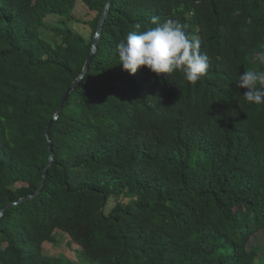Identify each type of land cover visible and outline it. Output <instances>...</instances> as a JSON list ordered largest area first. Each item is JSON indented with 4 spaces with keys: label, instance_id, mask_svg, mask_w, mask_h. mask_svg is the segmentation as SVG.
<instances>
[{
    "label": "trees",
    "instance_id": "trees-1",
    "mask_svg": "<svg viewBox=\"0 0 264 264\" xmlns=\"http://www.w3.org/2000/svg\"><path fill=\"white\" fill-rule=\"evenodd\" d=\"M77 1L88 41L67 27ZM108 1L0 0V211L38 190ZM153 17L200 39L195 84L123 69L118 43ZM261 51L264 0H112L42 189L0 220V264H75L42 253L56 231L97 264H264V105L237 86Z\"/></svg>",
    "mask_w": 264,
    "mask_h": 264
},
{
    "label": "clouds",
    "instance_id": "clouds-1",
    "mask_svg": "<svg viewBox=\"0 0 264 264\" xmlns=\"http://www.w3.org/2000/svg\"><path fill=\"white\" fill-rule=\"evenodd\" d=\"M152 24L157 26L141 30V24L136 23L125 40L118 43L123 69L135 74L143 66L157 75L180 71L188 82L195 84L210 67L209 56L200 51V39L173 19L158 23V18L153 17ZM258 62L264 65V51L258 53ZM237 86L247 89L243 95L247 102L264 105V68L244 71Z\"/></svg>",
    "mask_w": 264,
    "mask_h": 264
},
{
    "label": "rangeland",
    "instance_id": "rangeland-1",
    "mask_svg": "<svg viewBox=\"0 0 264 264\" xmlns=\"http://www.w3.org/2000/svg\"><path fill=\"white\" fill-rule=\"evenodd\" d=\"M75 6L76 7L72 14L73 19L72 21L68 22L69 26L67 27L88 41L91 35V29L88 25H86V22L89 21L94 16V14L90 13L80 1H77ZM45 25L47 28L62 27L63 19L51 15L46 18ZM41 36L45 39H50L52 37L50 32L43 29L41 30ZM109 210L110 206H107L106 213H108ZM55 238L57 243H44L41 245V250L44 255L57 258L62 257L75 264H97L87 258L83 251L75 243L70 241L65 234L56 231ZM261 243L264 245V241ZM262 259L264 261V258ZM261 264H263V262Z\"/></svg>",
    "mask_w": 264,
    "mask_h": 264
},
{
    "label": "water",
    "instance_id": "water-1",
    "mask_svg": "<svg viewBox=\"0 0 264 264\" xmlns=\"http://www.w3.org/2000/svg\"><path fill=\"white\" fill-rule=\"evenodd\" d=\"M111 2L112 0H109L105 6V9L98 21V25H97V29H96V32L94 34V37H93V41H92V46H91V50H90V53L85 61V64H84V67L82 69V72L80 73V75L78 76V78L67 88L66 90V93L62 99V102L61 104L59 105L58 109H57V112L55 113V115L52 117V119L50 120L46 130H45V136H46V140L49 144V161H48V164H47V167L45 169V172H44V178L43 180L41 181L40 185H39V188L38 190L36 191V193L34 195H31L27 198H22L14 203H11L9 204L8 206H6L5 208H3L1 211H0V220L2 219L4 213L6 212V210H8L11 206H15L17 204H20L21 202L25 201L26 199L28 198H32L33 196H35L36 194H38L40 192V190L42 189L43 187V184L48 176V171L50 169V167L54 164V153H53V143L50 139V135H49V130L51 128V126L58 120L59 116H60V113L63 109V106H64V103L68 100L70 94L72 93V91L74 90V88L84 79L88 69H89V66L92 62V60L94 59V56L96 54V51H97V45H98V42L100 40V37H101V32H102V28H103V25H104V22H105V19L107 17V14L109 12V9H110V5H111Z\"/></svg>",
    "mask_w": 264,
    "mask_h": 264
}]
</instances>
